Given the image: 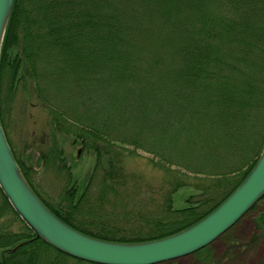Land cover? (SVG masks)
Returning a JSON list of instances; mask_svg holds the SVG:
<instances>
[{
	"label": "rangeland",
	"instance_id": "rangeland-1",
	"mask_svg": "<svg viewBox=\"0 0 264 264\" xmlns=\"http://www.w3.org/2000/svg\"><path fill=\"white\" fill-rule=\"evenodd\" d=\"M21 1L31 42L27 48L33 54L34 89L16 84L4 120L18 158L30 168L47 200L62 191V180L45 171L40 157L50 142L46 119L52 110L69 109L68 117L88 132L103 127L135 156L125 159L126 168L146 175L151 183L160 178L151 164L179 169L207 183L221 175L206 173L208 164H199L204 157L214 163L231 156L233 162L224 171L233 169L239 176L255 162L264 144V46L256 48L257 107L251 105L252 93L242 105L233 102L225 125L228 100L219 87L225 85L234 40L248 49L259 43L264 0ZM25 50L18 45L10 54L21 56ZM242 117L248 121L241 126L245 140L236 142L232 139L242 134ZM58 140L80 193L94 154L81 150L71 135ZM202 192L181 184L172 194L175 208L191 205ZM261 210L263 205L209 245L219 259L215 264H264V239L251 241L255 232L261 236L256 231ZM18 227L17 222L10 226ZM199 256L156 264H200ZM66 264L79 263L68 258Z\"/></svg>",
	"mask_w": 264,
	"mask_h": 264
},
{
	"label": "trees",
	"instance_id": "trees-1",
	"mask_svg": "<svg viewBox=\"0 0 264 264\" xmlns=\"http://www.w3.org/2000/svg\"><path fill=\"white\" fill-rule=\"evenodd\" d=\"M25 16L23 2L14 0L0 54V121L12 153L28 183L45 205L64 222L86 234L109 241L140 242L158 239L193 224L209 213L230 194L251 169L254 163L246 173L239 176L236 170L224 171V167L233 162L231 156L223 157L214 163L204 157L199 164H208L206 173L221 175L219 179H211L205 183L203 178H196L197 176L179 169H165L160 164H151L154 170L160 172L158 182L151 183L146 175L126 168L125 159L135 156L118 145L103 127L98 130L89 128L96 134L88 132L85 126L68 117L69 109L52 110L47 113L46 119L50 142L40 157L45 171H50L59 182L62 180V191L52 200H47L33 182L30 168L18 158L8 137L4 120L7 105L17 88L16 84L22 83L21 87L30 91L34 86L35 78L31 67L32 60L30 61L33 54L32 50L27 48L31 42ZM258 35L260 41L255 48L252 46V49L245 48L243 42L234 40L230 52L232 60L224 74L225 85L219 87L224 91V100H228L225 125L232 116L233 102L242 105L246 97L253 94L254 85L258 81V54L261 45L264 46V30L259 31ZM18 45H23L26 50L21 56H11V49ZM18 70L20 74L17 77ZM253 96L251 105L257 107L260 104L259 99L256 102L257 91H254ZM246 116L251 117V113ZM243 120L239 123L242 134L232 139L236 142L245 140L246 131L241 129V126L248 121L246 118ZM68 135L79 142L81 150L92 151L94 154L92 168L80 193L73 179L71 165L67 164V155L58 140V137ZM216 136L220 142L222 134L218 132ZM244 148L242 145V149ZM181 184L194 185L203 192L195 200H190L191 205L175 208L172 194ZM262 205L264 206V193L244 216ZM14 222L19 224L16 230L10 228ZM232 228L219 238L225 237ZM256 231H259L261 236L255 232L251 237L252 242L258 237L264 239L262 210L257 215ZM16 245L19 246L12 250ZM193 254L200 255L197 257L200 264H215L219 261L209 251V245ZM68 258L79 264H97L75 259L37 237L20 219L0 190V264H66Z\"/></svg>",
	"mask_w": 264,
	"mask_h": 264
},
{
	"label": "water",
	"instance_id": "water-1",
	"mask_svg": "<svg viewBox=\"0 0 264 264\" xmlns=\"http://www.w3.org/2000/svg\"><path fill=\"white\" fill-rule=\"evenodd\" d=\"M13 2L0 0V54ZM0 190L37 237L71 257L98 264H155L191 254L211 243L261 197L264 193V145L242 182L208 214L175 233L148 241L119 242L97 238L57 217L24 177L1 121Z\"/></svg>",
	"mask_w": 264,
	"mask_h": 264
}]
</instances>
